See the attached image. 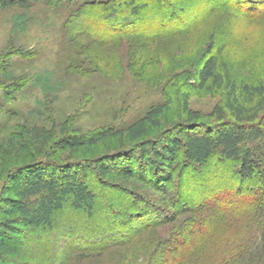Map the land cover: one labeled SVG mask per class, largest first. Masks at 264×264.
<instances>
[{"label":"rangeland","instance_id":"rangeland-1","mask_svg":"<svg viewBox=\"0 0 264 264\" xmlns=\"http://www.w3.org/2000/svg\"><path fill=\"white\" fill-rule=\"evenodd\" d=\"M109 1L41 0L30 8L0 9V170L33 160L35 129H46L56 139L76 131L124 130L165 105L160 120L167 130L191 118L186 101L199 123L218 124L213 112L224 101L226 85L218 90L209 82L200 89L197 79L210 55L217 56L226 81L264 79V0L152 1L141 19L147 24L140 23L138 30L154 41L108 32L103 19H117L113 11L125 8L105 10ZM83 13L87 18L75 25ZM157 15L170 27L155 31L160 21L152 18ZM191 26L195 31H185ZM97 35L110 42L104 44ZM157 133L151 128L149 135ZM137 143L108 138L90 149L55 152L50 159L59 165L92 163L121 155L114 151L123 147L132 154L141 149ZM232 169L231 163L209 165L201 172L191 168L179 174L167 196L160 187L124 176L122 166L106 179L93 174L94 216L67 207L53 229L17 237L18 251L8 256L7 264H156L178 223L140 231L131 214L159 207L171 216L176 195L189 193L182 204L197 201V187L205 179L212 193L232 196L231 189L221 188L236 183ZM7 187L10 193L14 184ZM195 218L182 215L178 222ZM221 218L189 263L212 264L239 244L243 228L231 215Z\"/></svg>","mask_w":264,"mask_h":264},{"label":"trees","instance_id":"trees-1","mask_svg":"<svg viewBox=\"0 0 264 264\" xmlns=\"http://www.w3.org/2000/svg\"><path fill=\"white\" fill-rule=\"evenodd\" d=\"M152 1L159 5L161 0H110L103 6L105 10L110 11L111 5H123L125 8L113 11L117 19H103L107 23L106 29L113 36L130 34V37L154 41L150 40L151 34L138 30L140 23L147 24H143L141 19L151 8ZM40 2L0 0V9L30 8ZM121 14L126 17H121ZM83 15L76 18L75 25L87 18ZM92 15L96 16L93 12ZM159 18L160 15H157L152 20L160 21ZM115 20L118 22L112 25ZM168 27L169 24L160 21L155 31H163ZM193 28L191 26L185 31L191 33L195 31ZM103 37L97 35V38ZM102 42L108 44L110 39H102ZM197 79L200 89L209 82L218 90L226 85L224 101L213 112V117L218 121L216 125L199 123L198 115L189 111L186 101L185 107L191 118L167 130L160 120L168 107L165 105L153 108L145 117L134 120L124 130L76 131L70 136L56 139L46 129H35L33 160L6 172L0 170V264H7L8 256L18 251L17 237L25 236L31 230L53 229L57 215L67 207L93 217L96 203L90 185L93 174L106 179L114 169L118 171L122 166L121 174L147 182L153 188L160 187V192L167 196L179 174H185L191 168L201 172L209 165L216 168L224 163L233 165L236 183L221 188L231 189L232 196L220 198L215 192L212 193L205 179L197 187L200 196L197 201L182 204L189 193L176 195L172 202L175 211L171 216L159 207H152L155 212L148 207L151 211L142 213L147 209L137 210L131 214L130 220L140 223V231L177 222V230L169 237L165 248L160 250L159 259L163 257V260L156 264H191V258L203 250L200 244L210 237L213 223L219 222L225 215H231L236 219L235 223L243 228L241 240L235 248L212 264H264V79L256 83L226 81L218 69L216 55L206 58ZM151 128L158 131L154 137L149 135ZM115 137L138 142L136 145H140L141 149L129 154L126 151L128 148L124 150L123 147L114 151L121 152L120 156L98 157L92 163L70 162L59 165L50 159L55 152L90 149ZM199 177L194 179L195 185ZM9 183L14 184L10 193L7 187ZM208 194L211 195L207 199L204 196ZM161 211L167 216L160 214ZM216 212L218 214L214 215ZM182 215H194L196 218L178 222ZM132 237L127 238V241Z\"/></svg>","mask_w":264,"mask_h":264}]
</instances>
